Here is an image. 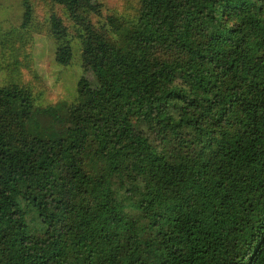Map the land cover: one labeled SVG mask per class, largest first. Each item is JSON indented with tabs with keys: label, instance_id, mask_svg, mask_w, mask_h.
<instances>
[{
	"label": "trees",
	"instance_id": "16d2710c",
	"mask_svg": "<svg viewBox=\"0 0 264 264\" xmlns=\"http://www.w3.org/2000/svg\"><path fill=\"white\" fill-rule=\"evenodd\" d=\"M54 1L83 76L42 109L0 88V264H264V0H140L132 26Z\"/></svg>",
	"mask_w": 264,
	"mask_h": 264
},
{
	"label": "rangeland",
	"instance_id": "374dc122",
	"mask_svg": "<svg viewBox=\"0 0 264 264\" xmlns=\"http://www.w3.org/2000/svg\"><path fill=\"white\" fill-rule=\"evenodd\" d=\"M103 5L102 25L108 16L132 26L139 19L140 0H98ZM32 19L26 22L22 0H0V88L24 89L34 108L60 103L74 104L77 86L83 76L80 29L65 9L54 0H31ZM57 14L68 27L67 42L73 48V60L62 66L56 60L58 42L50 29V17ZM99 25V26H100ZM112 189L119 203L127 199V184L112 179ZM128 212H133L130 208Z\"/></svg>",
	"mask_w": 264,
	"mask_h": 264
}]
</instances>
